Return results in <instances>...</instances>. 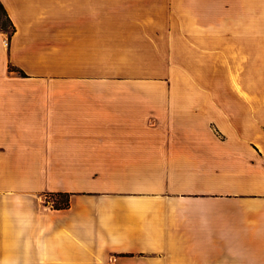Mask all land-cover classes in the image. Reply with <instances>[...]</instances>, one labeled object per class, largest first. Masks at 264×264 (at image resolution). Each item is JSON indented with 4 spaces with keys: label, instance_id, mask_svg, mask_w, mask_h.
I'll use <instances>...</instances> for the list:
<instances>
[{
    "label": "crops",
    "instance_id": "1",
    "mask_svg": "<svg viewBox=\"0 0 264 264\" xmlns=\"http://www.w3.org/2000/svg\"><path fill=\"white\" fill-rule=\"evenodd\" d=\"M0 5V264H264V0ZM153 49L192 90L85 73Z\"/></svg>",
    "mask_w": 264,
    "mask_h": 264
},
{
    "label": "rangeland",
    "instance_id": "2",
    "mask_svg": "<svg viewBox=\"0 0 264 264\" xmlns=\"http://www.w3.org/2000/svg\"><path fill=\"white\" fill-rule=\"evenodd\" d=\"M176 50L101 51V90L193 89V67L181 65ZM187 62V61H186Z\"/></svg>",
    "mask_w": 264,
    "mask_h": 264
},
{
    "label": "trees",
    "instance_id": "3",
    "mask_svg": "<svg viewBox=\"0 0 264 264\" xmlns=\"http://www.w3.org/2000/svg\"><path fill=\"white\" fill-rule=\"evenodd\" d=\"M8 19L7 16L5 14V11L3 10L2 6L0 5V27L3 30L7 29L8 26ZM10 25V24H9ZM13 31V29H12ZM60 198L57 199V201L54 203V207L57 209H62L68 206V199L67 198H63L61 196H59Z\"/></svg>",
    "mask_w": 264,
    "mask_h": 264
}]
</instances>
